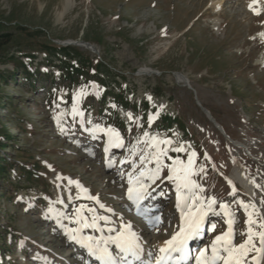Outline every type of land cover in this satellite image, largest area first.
<instances>
[{"label": "rangeland", "instance_id": "rangeland-1", "mask_svg": "<svg viewBox=\"0 0 264 264\" xmlns=\"http://www.w3.org/2000/svg\"><path fill=\"white\" fill-rule=\"evenodd\" d=\"M218 3L219 10L214 11ZM252 3L0 0V32L13 34L5 54L29 64L31 71L49 75L54 82L51 86L37 79L33 90H28L17 75L14 84H0V145L4 147L0 159L31 158L43 169L32 181L13 174L9 182L0 178V234L5 242L0 264H93L58 227L69 222L68 217L80 206L85 207L82 214L91 207L98 215L110 216L112 227L130 223L133 229L143 230L142 258L155 253L160 241L171 239L181 227L175 185L163 179L167 168L162 179L148 189L151 197L141 209L147 213L156 202V212L151 214L160 218L157 227L137 215L136 206L127 198L128 174L133 178L138 174V158L145 148L137 142L153 136L173 141L167 153L170 158L187 163L191 152L197 153L193 179L204 189L202 198L212 196L217 201L214 207L220 214L208 215L215 230L209 231L206 223L202 238L190 243L192 259L188 264H194L197 251L206 246L210 255L215 237L227 231L220 203L227 204L235 217L236 244L246 239L249 213L254 221L264 222V8L254 4L250 9ZM216 18L218 33L211 24ZM18 27L27 33L40 31V37L30 38ZM79 42L94 47L96 53L73 45ZM48 43L73 47L82 59H90L92 78L75 84L62 82L60 61L76 67L81 62L60 55L47 65L53 59L43 50ZM96 61L107 65L108 74L95 70ZM0 70L12 71V65L0 64ZM177 74L186 76L196 93L178 84L174 79ZM81 90L84 93L76 107L84 114V126L79 115L75 120L72 117L74 97L77 99ZM118 91L125 97L124 104L134 110L115 107L109 93ZM101 97L102 103L98 101ZM197 103L240 145L228 142ZM162 119L171 123L164 124ZM97 124L117 130L124 147H110L105 153L107 137L98 134L99 138H93L84 130ZM2 133L11 135L12 141L5 140ZM181 145L184 152L171 150ZM237 175L253 184L251 192L235 180ZM228 181L235 186V193ZM88 196L97 197L99 203ZM84 200L88 201L84 204ZM240 202L249 205L247 211ZM100 204L115 214L101 209ZM253 231H257L255 225Z\"/></svg>", "mask_w": 264, "mask_h": 264}, {"label": "snow or ice", "instance_id": "snow-or-ice-1", "mask_svg": "<svg viewBox=\"0 0 264 264\" xmlns=\"http://www.w3.org/2000/svg\"><path fill=\"white\" fill-rule=\"evenodd\" d=\"M256 3L258 0H253V3L249 5L250 9ZM255 14L259 15L260 13L256 11ZM79 96H83V90ZM77 102L74 97L72 117L75 120L79 115L80 124L84 126V114L76 107ZM129 119H132L131 114H129ZM152 122L153 118L150 115L149 125ZM84 130L88 131L93 138H99V135L107 137L108 147H105V153L109 151L110 147H124L123 137L112 127H101L97 124L91 128L84 127ZM148 135V133H144V136L147 137ZM137 143H143L145 148L138 158L140 166L138 174L135 178H133L132 173L128 174V200L136 206L137 215H143L151 227H157L160 222L159 216H153L151 209L147 213H142L141 209L146 206L145 201L151 197L148 189L151 185L156 184V181L162 179V172L167 168V174L163 176V179L172 181L175 185L176 208L179 210L181 218L179 231L171 239L165 241V246L159 249L162 255L155 257L150 264H187L192 259L189 248L190 241L202 238L201 234L205 230L206 223L209 231L215 230V224L208 220V215L209 213L220 214L214 207L217 205L216 198L212 196L202 198L200 195L204 189L193 179V176L196 175L193 170V158L197 156L195 151L191 152L187 163H185L180 159L168 157L169 147L173 144L170 138L159 139L153 136L150 140L138 141ZM171 150L177 153L185 151L182 145ZM131 154L135 156V150ZM168 159H171V164L166 163ZM205 159H208L207 155H205ZM148 165H154V167L149 168ZM136 167L137 162L134 159L133 169L135 170ZM68 183L69 185L72 184L71 179ZM228 183L235 193V186L232 185L231 181ZM76 186L80 188L78 183ZM160 195H163L162 189ZM87 198L99 203L97 197L88 196ZM69 199L71 200V194H69ZM60 203L63 204L64 201L61 200ZM240 204L247 211L249 205L243 202ZM83 208L84 206L76 207L74 209L75 217H68L72 223L80 226L77 229H72L73 234L69 236L70 240H74L81 247H84L90 256L99 261V264H136L137 261L141 260L143 247L140 244L139 236L131 229L130 223H121L119 228H115L111 226L110 216L98 215L91 207H87L82 214ZM100 208L115 214L114 210L107 208L106 205L100 204ZM219 209L227 218V231L215 237L211 245L210 255H208L207 246L199 249L194 257V264H262L264 262V222L254 221L253 214L249 213L246 221L247 232L244 234L246 239L243 243L236 244L233 229L235 217L229 211L227 204L220 203ZM119 219L122 221L123 218L120 217ZM254 225L257 231H253ZM86 229H91L99 235H85L84 230ZM77 232L79 235L75 234ZM113 248L119 253V256L114 254ZM253 252L255 255L252 254Z\"/></svg>", "mask_w": 264, "mask_h": 264}, {"label": "trees", "instance_id": "trees-1", "mask_svg": "<svg viewBox=\"0 0 264 264\" xmlns=\"http://www.w3.org/2000/svg\"><path fill=\"white\" fill-rule=\"evenodd\" d=\"M17 30L21 33L23 32L27 34V36L30 38L40 37V31H36V33H27L26 29L23 27H18ZM12 39V33L0 32V64L9 63L12 65V71L0 70V84H4L5 86H8L9 84H14L17 80L16 78L18 75L20 82L27 84V86L29 87L28 90H33V84L37 79L41 81H47L48 84L52 86V84L54 83L52 77L50 78V76L47 74H40L38 71H31L29 64L22 63L19 58H16L13 55L8 56L7 54H5V51L11 43ZM48 45V47H43V50H45V52L49 55H52L53 59L47 61V65H50L52 63V60H57L58 58H60V55L64 59L68 60L78 58V62H81L80 65L76 67L75 65H69L67 61H60V66L58 68L61 72L60 79L62 80V82L64 81L69 84H75L77 82H80V80L92 78V73H90L89 71V68L92 65V61H90V59H82L77 49L70 46L58 47L51 43H48ZM95 70H104V72L108 74V67L103 62H97ZM109 94L113 96L114 102H116V108L118 107V105H120L122 108H130L131 110H134L133 106L129 105L128 103L124 104V102L126 101L122 91H118L116 94L110 92ZM80 98L81 96H79L78 93L77 100H79ZM102 100L103 99L101 97V99H99L98 101L102 103ZM6 102L9 103V100L7 99ZM101 115L102 114L100 112V115L98 116ZM163 119L161 120V122H163ZM163 123L169 125L171 122L165 121ZM2 134L5 140L12 141L11 135H8L6 133ZM12 146L14 145L12 144ZM3 148L4 147L0 145V152ZM17 152H20V150L18 149ZM15 156L18 157V153H16ZM41 170L43 169L40 168L39 162L31 158L20 157L12 159V161L0 159V178H2L3 181L9 182V176L11 174H13L16 178H24L25 180L32 181L34 175L38 174V171ZM4 247L5 242L0 234V252H3Z\"/></svg>", "mask_w": 264, "mask_h": 264}, {"label": "bare ground", "instance_id": "bare-ground-1", "mask_svg": "<svg viewBox=\"0 0 264 264\" xmlns=\"http://www.w3.org/2000/svg\"><path fill=\"white\" fill-rule=\"evenodd\" d=\"M259 5L262 6V8H264V0H259L258 3H256V6H259ZM68 7H69V5H66V6H65V8H68ZM217 10H219V3L215 5V9H214V11H217ZM211 24H212V28H213V30H215V32L218 33V32H219V28H220V26H219V25H220L219 20H217V18H216V20H213V21L211 22ZM78 44L81 45V46H79V47H81V48H87L88 50H91V51H93L94 53H96L94 47L89 46L87 43L79 42ZM84 44H86V45H84ZM146 71H147V70H146ZM147 75H150L149 71L147 72ZM174 79H175V81H176L178 84H182V85H184L186 88H188L189 90H191L192 92L196 93V91L193 90V86H192V84H190V81L188 80V78H187L186 76H184V75H180V74H177V75L174 77ZM198 106L200 107V111H201V112L204 111V113H203V112H202V113L206 116V118H207L208 120L212 119V116L210 115V113H209L207 110H205V109H204L203 107H201L199 104H198ZM205 111H206V113H208V114H206ZM214 122H215V129H216L218 132H220L221 134H223V136H225V138L227 139L228 142H230L231 144H233L234 141H231V140L225 135L224 130L222 129L221 125H220V124H217L216 121H214ZM234 144L240 145V144L237 143V142H235ZM234 144H233V145H234ZM234 178H235V180L240 181V182L243 184V186H244L248 191L251 192V190H252V188H253V184H251V182L247 181L246 179L241 178V177L238 176V175L235 176ZM86 196H87V195H85V194L83 193L82 197H83V198H84V197L86 198ZM87 201H88V200H84V204H85V202H87ZM155 203H156V202H153V204H152L151 206H149V208H150L151 210H153V211H154V209H156V204H155ZM88 204H89V203L86 204V207L89 206ZM84 208H85V207H84ZM84 208H83V209H84ZM145 209H146V208H145ZM74 217H75V215L73 216V218H74ZM48 218H51V213H50V215L48 216ZM58 227H59V229L64 233V235H65L66 237H68V239H69V236L73 234V233H72V229H77V228H79L80 226L77 225V224L72 223V221L70 220L69 222H66L65 224H64V223L59 224ZM131 229L137 233V235H138L139 238H140V244L143 246V243H142V241H141V236H142V234H143V232H142L143 230L140 231V229H138V228L133 229L132 227H131ZM88 231H89V232H88ZM86 233H87V234H86ZM75 234H76V235H79V232H77V233H75ZM84 234H85V235H93V236H98V235H99V233H96V232H94V231L91 230V229H86V230H84ZM69 240H70V239H69ZM70 241L76 243L74 240H70ZM166 241H167V240H166ZM160 242H161V243H160V245H159L157 251H155V253H152V255L150 256V260H152V262L154 261L155 257L162 255V254L159 252V249H160L161 247H164V246H165V241H162V240H161ZM191 242H192V241H190V243H191ZM190 243H189V245H190ZM75 246L78 247L79 250H82V251H84V252L86 253L87 250H86L84 247H81L78 243H76ZM110 247H111V246H110ZM115 254H116L117 256H119V253H118V252H116ZM146 254H147V253H146ZM188 262H189V261H188ZM188 262H187V264H188Z\"/></svg>", "mask_w": 264, "mask_h": 264}, {"label": "water", "instance_id": "water-1", "mask_svg": "<svg viewBox=\"0 0 264 264\" xmlns=\"http://www.w3.org/2000/svg\"><path fill=\"white\" fill-rule=\"evenodd\" d=\"M73 45H75V46H81V45H79L78 43H73ZM84 45H86V44H84ZM194 93V92H193ZM197 105H198V103H197ZM199 107V106H198ZM200 108V107H199ZM203 113H204V111H202ZM205 113H206V111H205ZM206 114H208V113H206ZM210 123H212L213 124V126H214V128H215V122H214V119L212 118V119H210V120H208ZM223 135V134H222ZM224 138H225V136H223ZM226 139V138H225ZM227 140V139H226Z\"/></svg>", "mask_w": 264, "mask_h": 264}]
</instances>
